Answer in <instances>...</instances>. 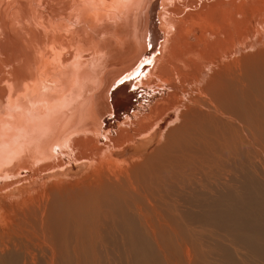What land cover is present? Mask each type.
Here are the masks:
<instances>
[{
	"label": "bare ground",
	"instance_id": "bare-ground-1",
	"mask_svg": "<svg viewBox=\"0 0 264 264\" xmlns=\"http://www.w3.org/2000/svg\"><path fill=\"white\" fill-rule=\"evenodd\" d=\"M251 257L264 0H0V264Z\"/></svg>",
	"mask_w": 264,
	"mask_h": 264
},
{
	"label": "rangeland",
	"instance_id": "rangeland-1",
	"mask_svg": "<svg viewBox=\"0 0 264 264\" xmlns=\"http://www.w3.org/2000/svg\"><path fill=\"white\" fill-rule=\"evenodd\" d=\"M158 140H159V138L158 137H156L155 138V140L154 139H150L149 141H145V142H141V143H138V144H136V146L134 147V148H132L131 149V151L129 152L130 154H129V157H134L135 156V158H140L142 155H144V154H146V153H149V151L153 148V147H155V146H157V143H158ZM133 151V152H132ZM79 171V172H78ZM78 171H74V174L73 175H76V176H78V175H81V171L80 170H78ZM251 207H249V206H247V209H249L250 210V212H251V214H255L254 212V209L253 208H251ZM252 210V211H251ZM228 236V235H227ZM222 242L225 244V243H228V241L226 240V238H224V241L222 240ZM226 248H228V247H226ZM246 255V258H248L249 257V254H245ZM244 255V256H245ZM243 257V256H242ZM242 257H240L239 256V258L241 259ZM251 261H249V262H247V263H250V262H252V261H254V263L253 264H260V262H259V260L258 259H256V258H252L251 257ZM242 261L243 260H238L237 262H239V263H237V264H241L242 263Z\"/></svg>",
	"mask_w": 264,
	"mask_h": 264
}]
</instances>
